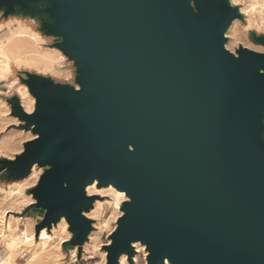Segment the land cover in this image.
Wrapping results in <instances>:
<instances>
[{
	"label": "water",
	"instance_id": "water-1",
	"mask_svg": "<svg viewBox=\"0 0 264 264\" xmlns=\"http://www.w3.org/2000/svg\"><path fill=\"white\" fill-rule=\"evenodd\" d=\"M56 2L55 31L79 57L90 95L62 98L50 82L42 94L32 82L46 113L22 118L41 140L14 164H65L37 196L49 207L46 223L67 215L82 238L83 187L100 178L132 198L113 256L140 239L152 264H264V126L254 114L264 97L245 85L264 80V57L227 56L188 0Z\"/></svg>",
	"mask_w": 264,
	"mask_h": 264
},
{
	"label": "clouds",
	"instance_id": "clouds-1",
	"mask_svg": "<svg viewBox=\"0 0 264 264\" xmlns=\"http://www.w3.org/2000/svg\"><path fill=\"white\" fill-rule=\"evenodd\" d=\"M226 5L234 15L221 31V50L237 61L241 52L264 57V0H226ZM188 7L200 15L197 0H188ZM17 8L9 12L6 4L0 5V264H152L149 245L140 239L129 240L127 251L112 255L114 234L132 203L114 183L100 178L85 183L88 204L79 216L88 227L80 238L67 215L46 223L48 209L40 207L34 190L51 172L50 164L33 162L26 175L8 178L3 162L15 163L41 140L37 125L22 118L38 112L29 81L42 79L53 87L82 91L77 62L64 51L63 37L46 33L38 18ZM44 8L40 5L38 11ZM259 75L264 76V69ZM128 151L134 152V146L128 145ZM63 188H68L66 182ZM163 264L170 260L164 258Z\"/></svg>",
	"mask_w": 264,
	"mask_h": 264
},
{
	"label": "rangeland",
	"instance_id": "rangeland-1",
	"mask_svg": "<svg viewBox=\"0 0 264 264\" xmlns=\"http://www.w3.org/2000/svg\"><path fill=\"white\" fill-rule=\"evenodd\" d=\"M197 7L200 10V15L198 16V21L200 23L201 30L204 28H207L208 26H211L214 33L212 37H218V40L220 39V33L223 29V27L230 22V20L233 18L234 13L229 11L226 4L223 2V0H197ZM23 13V12H20ZM27 14V13H26ZM47 22H45L46 24ZM253 38L254 34H253ZM261 43H264V40L260 41ZM242 54V52H241ZM218 64H221L223 67L225 66L224 60L220 59ZM259 69H264V67H259ZM80 74L78 73V77ZM245 85L250 87H261L264 97V80L260 81L253 78L245 79ZM244 85V86H245ZM261 97V96H260ZM254 114H256L258 122L264 126V104L261 105L259 108L255 109ZM37 132V131H36ZM261 145L264 147V129H261ZM34 145V144H33ZM33 145L28 146V151L26 152L25 156L22 158H18V160L15 163H20L21 161H26L28 159V154L30 153ZM41 166L44 164H48L47 161H41L39 162ZM4 167H7L9 169V179H19L22 176L27 174V171L29 168L23 170L18 168L16 164H9L7 162H3ZM62 166H65V164H58L54 165L52 167L51 172L46 173L45 176L42 178L41 184L38 187V189L34 190L36 192V196L39 194H42L46 192V181L49 177L57 175L59 173L58 169H60ZM17 174V177H14Z\"/></svg>",
	"mask_w": 264,
	"mask_h": 264
},
{
	"label": "bare ground",
	"instance_id": "bare-ground-1",
	"mask_svg": "<svg viewBox=\"0 0 264 264\" xmlns=\"http://www.w3.org/2000/svg\"><path fill=\"white\" fill-rule=\"evenodd\" d=\"M1 1L2 0H0V2ZM56 1L57 0H15L12 5L6 4V6L8 7L9 12H12V11H14L15 6L18 5V8L16 9L18 12L32 14L33 16H35L36 18H38L41 21V23L43 25V30L46 33L62 36L64 41H65L66 40L65 36H63L61 34V32L55 31V29L60 26V21L58 18L60 15L59 14L60 10H59V6H57ZM223 2L226 4V0H223ZM0 5H1V3H0ZM40 5L45 6L43 11H38V7ZM66 6H67V4L63 3V8H66ZM45 22H47V23L45 24ZM73 59H75L77 62V60H79V57L75 56ZM77 65H78L79 74H80V76L78 77V83L82 87V91L80 93H78V94L74 93L70 88H57V87H53L51 83H49V84L53 90L57 89L58 91L59 90L62 91V96H61L62 98L70 96V98H72L71 100L83 101V98L86 96H89L90 93L88 91H85L84 85L81 84V80L85 81V79H86V73L81 70L80 64L77 63ZM259 72H260V70H258V72H257L258 75H259ZM32 82L34 83L35 87H37V89L42 94H44L46 92L44 83L48 82V81H45L42 79H35V78L29 81L32 92L38 97V112L35 115L45 114L46 111L44 110V107L41 103L40 97L37 95L34 88L32 87ZM15 114H18V111H15L14 115ZM72 163H73V158L72 157L68 158L67 159V166L70 167L72 165ZM48 164H50L52 167L55 165L54 163L53 164L51 163V158L48 159ZM3 166H4V164H3ZM14 177H16V176H14ZM84 208H85L84 206H81V209H84ZM47 209H49V207ZM73 230L77 231V235L81 233L80 228H73ZM159 264H163V262L159 263ZM170 264H172V263L170 262Z\"/></svg>",
	"mask_w": 264,
	"mask_h": 264
}]
</instances>
